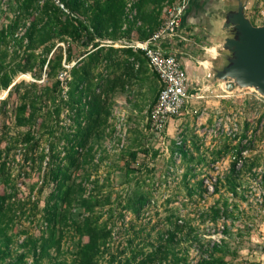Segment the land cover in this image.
Masks as SVG:
<instances>
[{"label": "rangeland", "instance_id": "obj_1", "mask_svg": "<svg viewBox=\"0 0 264 264\" xmlns=\"http://www.w3.org/2000/svg\"><path fill=\"white\" fill-rule=\"evenodd\" d=\"M46 1L38 0L28 12H23L25 0H0V30L13 32L8 42L11 52L25 50L27 40L22 47L17 39L38 17ZM137 1L127 0L121 30L124 32L133 25L134 37H140L138 27L143 25L138 18ZM174 1L178 0H167L164 9ZM246 1L247 16L255 25H264V0ZM233 4L237 0H220L212 7L220 13ZM217 34L222 42L224 34L220 30ZM113 39L115 36L106 33L98 40L104 46L105 41ZM54 41V50L63 53V67L58 68L55 77H48L46 67L41 70L40 65L14 76V83L24 81L23 88L37 84L40 89L51 86L57 79L61 81L63 90L56 102L43 103V108L34 110L32 124H17L19 95H11L7 104L2 105L8 91L0 89V136L5 138L2 146L12 145L32 130L40 139L35 152L47 154L45 160L34 155V159L27 161L25 147L19 144L0 160L8 168L5 174L0 173V194L5 193L7 199L4 217L0 216L4 227V233L0 234V264H15L23 253L28 254L23 264H75L80 239L71 226H62L61 250L52 248L50 255L39 263H35L27 245L30 238L40 240L48 233L45 213L51 191L57 187L50 173L54 153L51 143L63 159L58 162L63 164L66 147L72 145L65 134L72 137L78 128L76 113L67 104L71 70L93 47L67 37L62 40L57 36ZM70 46L71 63L66 61ZM109 48L104 46L102 59L94 68L96 75H102L104 88L114 86V90L103 95L108 101L107 118L92 133L86 146L77 147L80 161L68 180L76 196L83 193L87 197L99 190L106 197L105 204L98 209L102 212L100 222L112 229V239L99 264H125V257H130L133 249L166 234L172 226L170 219L189 222L179 232L174 251L183 257L187 255L190 264L208 258L212 246L218 242L226 245L227 264H264V96L251 88L228 91L224 82L208 77L210 71L206 67L210 65L202 60L203 56L198 58L202 61V65L197 63L201 66L199 76L190 71L193 96L188 107L182 115L171 119L161 136L149 125V115L160 91L156 73L141 52L128 56L119 48L108 53ZM37 52L41 54V49ZM57 105L61 106L60 114H47L48 108ZM132 153H137L136 160ZM130 170L135 172L129 173ZM230 175L236 176V193L231 191ZM4 177L12 180L6 182ZM137 192L149 194V201L139 214L123 207ZM58 205L67 208L64 201ZM214 207L223 209L218 220H214L211 212ZM70 211L74 218L85 215L78 203L71 205ZM113 254L118 257L115 263H111Z\"/></svg>", "mask_w": 264, "mask_h": 264}, {"label": "trees", "instance_id": "obj_2", "mask_svg": "<svg viewBox=\"0 0 264 264\" xmlns=\"http://www.w3.org/2000/svg\"><path fill=\"white\" fill-rule=\"evenodd\" d=\"M38 0H25L23 12H28L31 7L36 5ZM208 7L214 0H207ZM167 0H138V18L142 20L143 25L138 27L141 35L139 38L146 39L150 37L161 25L160 14L162 13ZM64 6H62V5ZM127 0H48L38 13V17L32 19L30 27L23 36L17 39L23 47L25 41L26 48L23 52L10 51L8 47L9 37L12 33L9 30H0V89L8 91L6 98L2 99V105H6L11 95L18 93L19 104L15 110L16 122L20 126L30 125L33 122L34 110L43 108L44 104L55 103L57 95L62 92V84L59 79L54 81L51 86L38 87L37 84L23 88L26 84L24 81L14 83V76L19 72L33 71L36 65L41 66V70L46 67L48 77H55L58 68L63 67V53H57L54 50L55 39L60 36L62 40L66 37L72 42H81L83 46L92 45V50L86 51L82 59L73 66L71 70V80L69 81L68 94L70 96L67 104L75 111L78 120L77 133L72 137L65 134V138L72 142L71 146L66 147L65 162L60 159L59 154L55 152V145L51 143L54 152L51 158L50 173L52 179L57 181L56 189L51 191L48 199V205L45 213L48 233L41 239L30 238L27 245L33 254L35 263L50 255L51 249L61 250L60 233L63 234V225L73 227V231L80 239L79 247L75 254V264H99L101 256L108 252V245L112 239V229L107 224L101 223L102 212L99 206L105 204L99 190L92 191L89 196L85 197L83 193L74 194L75 188L68 183L71 177V170L78 166L80 156L77 147L83 148L89 142V138L96 129L106 121L108 114V101L103 95L108 90H114V86L104 88L101 85L102 75H96L94 72L95 64L102 59L104 46H101L98 39L103 38L106 33L115 36V39L121 37H133L134 26H130L122 32V26L125 23ZM34 14V13H31ZM61 24V25H60ZM59 25L61 27H59ZM12 29V27H11ZM111 30V31H110ZM122 33L121 35H118ZM108 53L117 49L109 46ZM41 49V54L37 52ZM128 56H134L135 52L130 48H123ZM66 55L67 62H73L72 48H68ZM110 55H106L109 58ZM120 79V78H118ZM101 93L97 90L100 87ZM23 91L21 93V90ZM88 98L86 100L85 98ZM61 106L48 108L47 114L50 116L54 113L60 114ZM30 113V114H29ZM29 114V115H28ZM86 122V125L83 123ZM3 136H0V160L3 156H9L12 148L22 144L25 147V159L28 161L38 156L40 160H45V152L36 153V148L40 146V139L36 137L32 130L23 135V138L15 140V143L6 144ZM7 145L9 147H7ZM185 153V152H184ZM134 160L137 153H132ZM58 159L62 160L58 162ZM237 161L233 163L232 172L236 170ZM8 172L7 163H0V173ZM135 172V170H130ZM232 173V174H233ZM10 173H8L9 175ZM5 178V177H4ZM12 178H5V181ZM9 180V181H10ZM231 185V191L237 192V179L235 175L228 178ZM100 192V193H99ZM5 193L0 194V216L4 217V205L6 202ZM59 201H64L67 208L59 207ZM110 201V197L107 198ZM149 201V194L137 192L133 197L128 198V202L123 205L126 209H131L140 213L141 209ZM78 203V207L83 209L84 216L74 218L70 211L71 205ZM214 220H218L223 212L220 207L212 208ZM172 226L163 233L156 241L151 240L149 243L133 249L130 257H125V264H190L188 257L180 256L174 251V243L179 232L187 228L189 222L178 220L173 222ZM0 221V234L4 233V227ZM166 236V237H165ZM129 244H132L131 242ZM126 250L123 251V254ZM226 245L222 242L215 243L208 258L200 259L196 264H227ZM28 254H21L15 264H23ZM111 263L118 260L116 255L111 256Z\"/></svg>", "mask_w": 264, "mask_h": 264}, {"label": "built area", "instance_id": "obj_3", "mask_svg": "<svg viewBox=\"0 0 264 264\" xmlns=\"http://www.w3.org/2000/svg\"><path fill=\"white\" fill-rule=\"evenodd\" d=\"M56 1L60 3V0ZM189 2L190 0H178L165 7V18L161 26L147 39L123 36L117 40L105 41L103 44L141 52L156 73L161 86L149 115V125L152 131L161 136L171 119L184 113L193 96L190 92L191 79L181 59L162 45L171 41L189 40L187 35L180 32Z\"/></svg>", "mask_w": 264, "mask_h": 264}, {"label": "water", "instance_id": "obj_4", "mask_svg": "<svg viewBox=\"0 0 264 264\" xmlns=\"http://www.w3.org/2000/svg\"><path fill=\"white\" fill-rule=\"evenodd\" d=\"M248 1L237 0L219 13L224 39L219 42L220 64H209V78L222 81L228 91L251 88L264 96V25L247 16Z\"/></svg>", "mask_w": 264, "mask_h": 264}, {"label": "crops", "instance_id": "obj_5", "mask_svg": "<svg viewBox=\"0 0 264 264\" xmlns=\"http://www.w3.org/2000/svg\"><path fill=\"white\" fill-rule=\"evenodd\" d=\"M216 1L220 0H214L211 6L207 8V0H190L183 16L182 28L180 31L182 34L187 35L189 40L171 41L170 43L162 44L168 51L178 55L190 78L191 70H193L192 72L196 77L199 76L198 71L201 66L198 67L197 63L202 65V61L198 58L207 56L208 59H204V57L202 60L208 61L209 64L215 67L220 64L219 42L221 39L217 33H219V30L221 31V24L219 21V13L212 7ZM184 46L187 47L184 48ZM212 47H215L214 51H212ZM119 49L124 51L123 48Z\"/></svg>", "mask_w": 264, "mask_h": 264}]
</instances>
